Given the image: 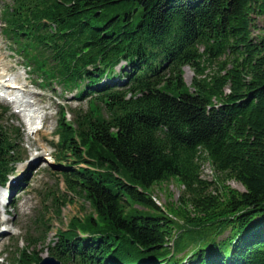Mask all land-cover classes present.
<instances>
[{
    "label": "trees",
    "instance_id": "trees-1",
    "mask_svg": "<svg viewBox=\"0 0 264 264\" xmlns=\"http://www.w3.org/2000/svg\"><path fill=\"white\" fill-rule=\"evenodd\" d=\"M3 20L43 88L87 102L59 105L53 145L67 192L92 212L59 231L48 255L62 264H264V0H11ZM20 144L0 119V187L22 162ZM202 160L245 190L219 191L202 178ZM171 178L184 192L167 210L150 190ZM27 251L16 261L39 264Z\"/></svg>",
    "mask_w": 264,
    "mask_h": 264
},
{
    "label": "rangeland",
    "instance_id": "rangeland-1",
    "mask_svg": "<svg viewBox=\"0 0 264 264\" xmlns=\"http://www.w3.org/2000/svg\"><path fill=\"white\" fill-rule=\"evenodd\" d=\"M9 4L11 0H0V73L9 75L8 78H15L25 85L24 92L16 91V94L32 102V107L28 108L32 111L36 109V113H39L40 126L37 127L43 125L42 130L38 131L39 134L32 131L24 114L17 112L15 105L0 97V119L3 124L9 126L11 132L15 129L19 132L21 144L18 146V151L22 160L9 177V186L15 184L10 188L11 192L9 191L11 198L3 201L1 194L4 192L0 189V225L9 231L3 235L4 237H0V264H20L16 259L24 249H28L26 260L37 255L42 259L47 258V249L59 239L58 232H67L69 223L74 217H83L92 210L82 198L67 192L60 176L61 167L56 161V150L53 145L58 139L56 132L60 120L59 105L69 111L77 108L86 110L87 102L75 100L74 93H65L56 86L54 90L43 88L37 76L30 72L4 31L3 12ZM133 7L114 9L108 18L124 17ZM260 23H263L262 19ZM119 70L120 67L117 72ZM183 71L184 81L191 87L195 77L194 70L187 66ZM68 118L71 120L72 116L69 115ZM67 159L72 158L67 157ZM200 164L202 178L214 181L219 191L222 192L225 187L240 192L245 190L236 180L216 173L209 160H202ZM183 192L184 186L176 178L158 183L150 190L156 203L167 210L180 205L179 199ZM55 195L59 198L57 205H61L59 213L56 212L58 208L52 200ZM62 200H65V203H62ZM2 204H10L12 207L9 209L10 214L5 213ZM40 221L41 223L45 221L47 225L44 227H41V224L37 225L36 222ZM39 227L42 231V242L30 249L28 243L33 238L39 237Z\"/></svg>",
    "mask_w": 264,
    "mask_h": 264
},
{
    "label": "bare ground",
    "instance_id": "bare-ground-1",
    "mask_svg": "<svg viewBox=\"0 0 264 264\" xmlns=\"http://www.w3.org/2000/svg\"><path fill=\"white\" fill-rule=\"evenodd\" d=\"M8 76L9 75H4L3 73H0V93L5 101L12 103L16 106L17 112L24 114L23 116H25L27 124L30 125L31 129H34V126L38 124L40 120V116L38 115L39 113H36V109L34 111L29 110L28 107H32L33 105L31 101L20 97V94H16V91H23V87H25V85L17 81L15 78H8ZM37 134L39 133L37 132ZM12 186H15V184H12ZM6 233H9L8 229H5L0 225V237L4 234L6 235Z\"/></svg>",
    "mask_w": 264,
    "mask_h": 264
},
{
    "label": "water",
    "instance_id": "water-1",
    "mask_svg": "<svg viewBox=\"0 0 264 264\" xmlns=\"http://www.w3.org/2000/svg\"><path fill=\"white\" fill-rule=\"evenodd\" d=\"M39 264H62L57 258L53 256H48L47 258H43Z\"/></svg>",
    "mask_w": 264,
    "mask_h": 264
}]
</instances>
